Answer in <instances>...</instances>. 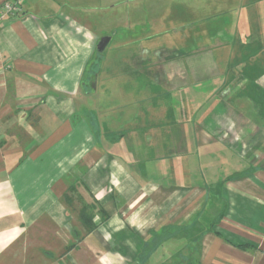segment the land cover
<instances>
[{
  "label": "crops",
  "instance_id": "0c3cea01",
  "mask_svg": "<svg viewBox=\"0 0 264 264\" xmlns=\"http://www.w3.org/2000/svg\"><path fill=\"white\" fill-rule=\"evenodd\" d=\"M168 1L174 8L157 15H181L191 1L185 12L210 16L194 32L209 61L157 51L168 91L142 105L120 97L133 99L132 116L128 101L87 109L97 40L75 8L82 0H0L22 7L0 21V264H264V0ZM169 90L181 106L165 125ZM109 118L124 125L122 139H109ZM171 138L160 177L132 171L131 143Z\"/></svg>",
  "mask_w": 264,
  "mask_h": 264
},
{
  "label": "rangeland",
  "instance_id": "374dc122",
  "mask_svg": "<svg viewBox=\"0 0 264 264\" xmlns=\"http://www.w3.org/2000/svg\"><path fill=\"white\" fill-rule=\"evenodd\" d=\"M81 3H78L75 8H77L78 12H82L85 17L89 18L86 22L89 23V27L86 28L95 35L97 40L93 60L88 65L84 77V87L87 89V92L90 93L92 90L97 89L96 94H91L93 98L90 99V103L87 101L86 106L90 111L93 108L96 111H102L106 108L122 111L123 104H127L128 101L133 106L131 114L134 116L140 113L136 105H142L141 98L146 97L148 94L162 96L167 93L168 89L164 90V85L155 76L160 71L157 69L156 73H154L153 64L157 63V51L159 50L166 51L173 48L174 51L181 52L184 56L186 55V59L188 58L189 60L190 58L189 64L195 61H198V64H204L205 61H209L204 47L206 45L205 36H195V33L207 31L210 21L208 18L210 16L201 15L203 14L201 11L195 12V15L191 12H185L184 8H186L187 4H191V1L187 3L182 2L183 5L180 2V7H183L181 15L156 14L161 9V11H164L165 8L171 10L174 8V5L171 6L168 0H82ZM73 12H75V9ZM66 13L70 12L67 11ZM222 17L225 16L216 15L212 20L217 21V19ZM217 25L216 22L211 26L215 28ZM227 25L230 28L234 27L235 31L238 27L237 23L232 20H229ZM153 26L155 27V31H153ZM217 36H219V39H224L221 33ZM105 37H109L111 40L105 50L100 53L97 51V45ZM186 37L194 38L188 40L186 43L185 40L182 42V39ZM196 49L199 51L197 53L199 55L192 58L194 52H191ZM189 68L186 67L187 74L191 76L192 69L191 67ZM123 75H128V77L123 78ZM203 84H207V82L205 81ZM193 89L197 91L201 90V88L196 87ZM126 93H130L132 98H139L135 106L133 99L127 101L119 99ZM176 95L174 91L169 90L167 94L169 96L168 99L160 100L159 104L170 108L173 114L163 118L165 125L175 123V120L179 117L177 112L180 110L179 106H181V103L177 98L178 95ZM164 97L165 95L161 98ZM96 101L97 104H95ZM145 107L149 110L153 109V106L149 102H147ZM164 109L165 107L161 108L163 111ZM104 119L106 120L107 116H104ZM109 119L107 121H109L110 126L107 124L105 128L110 127L116 130V125L119 123L112 122L113 118ZM149 122L151 123V121ZM150 123L149 126L152 124ZM118 126H120V131L123 130L124 125ZM118 132L117 130L113 132V135L109 139L113 141L122 139ZM172 133H174V127L172 128ZM138 139L143 140V137L140 135ZM144 140L147 141L146 138ZM135 141L136 143H131V149H127L128 154L131 151L132 155H135L134 159L130 158L133 161V166H131L132 171L134 172L137 169L139 172L149 168L151 169V176L153 175L155 178L160 177L159 167L165 168L167 161L171 159L173 138H171V141L165 139L161 143V148L157 146L153 148L147 147L149 145L144 144L145 142L142 144L143 146L137 147V140ZM164 152L163 156L159 155ZM162 160L164 161L162 162ZM156 165L158 170L152 171ZM199 169L201 174L196 179L198 181L202 180L201 175L205 174L204 166L201 165ZM145 174L148 173L145 172ZM47 258L44 257L38 264H51V261H48L49 259L47 260ZM19 264L33 263L21 262Z\"/></svg>",
  "mask_w": 264,
  "mask_h": 264
},
{
  "label": "built area",
  "instance_id": "2783aa9c",
  "mask_svg": "<svg viewBox=\"0 0 264 264\" xmlns=\"http://www.w3.org/2000/svg\"><path fill=\"white\" fill-rule=\"evenodd\" d=\"M22 7L18 2H7L0 6V21L6 17H14L20 15Z\"/></svg>",
  "mask_w": 264,
  "mask_h": 264
},
{
  "label": "water",
  "instance_id": "95a60500",
  "mask_svg": "<svg viewBox=\"0 0 264 264\" xmlns=\"http://www.w3.org/2000/svg\"><path fill=\"white\" fill-rule=\"evenodd\" d=\"M111 38L109 37H105L103 39L100 40V42L97 45V51L98 52H103L105 50V48L107 47V45L109 44Z\"/></svg>",
  "mask_w": 264,
  "mask_h": 264
},
{
  "label": "trees",
  "instance_id": "16d2710c",
  "mask_svg": "<svg viewBox=\"0 0 264 264\" xmlns=\"http://www.w3.org/2000/svg\"><path fill=\"white\" fill-rule=\"evenodd\" d=\"M246 71H248V70L245 69V71H244L245 74H246ZM249 72H250V70L248 71V73H249ZM86 217H87V215H86ZM92 228H93V225L90 227V229H92ZM75 247H76V245L72 244V245H70V246L68 247L67 250L74 249Z\"/></svg>",
  "mask_w": 264,
  "mask_h": 264
}]
</instances>
